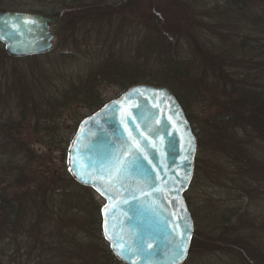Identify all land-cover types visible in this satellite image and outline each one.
I'll use <instances>...</instances> for the list:
<instances>
[{"label": "rangeland", "instance_id": "1", "mask_svg": "<svg viewBox=\"0 0 264 264\" xmlns=\"http://www.w3.org/2000/svg\"><path fill=\"white\" fill-rule=\"evenodd\" d=\"M225 1L0 0V10L57 14L58 19L54 47L43 56L13 57L0 41V179L4 180L0 188L6 192L0 196V264H50L67 257L71 245L88 244L100 253L108 250L93 218L89 221V215L95 216L97 206L104 204L103 197L92 188L83 192L63 174L67 141L93 111L81 102L87 90L97 88L99 96L109 101L124 92L126 81L172 78L194 111L196 126L205 127L222 95L213 76L211 51L226 60L235 57L232 64L223 58L222 69L247 71L256 83V56L264 58V30L256 29L253 18L239 9L244 0L240 6L233 1L238 9L224 5ZM256 1L264 2L246 0L248 14H256ZM238 39L247 42L243 54L236 48ZM163 42L168 49L156 52L157 46H165ZM171 46L181 53L179 58L170 56ZM177 67L188 72L170 74ZM261 72L257 77L264 86V68ZM196 79L203 84L193 93L189 82ZM53 126L60 128L55 134ZM211 127L204 130L205 138L209 136L198 148L201 174H195L187 193L195 228L214 237L228 236L237 245L242 241L243 247L189 256L184 264L256 263V244L264 250V200L256 187L258 133L244 134L246 140L229 148L228 138L211 134ZM18 175L29 194L6 187ZM14 205L18 212L13 218ZM12 218L15 227L8 226L14 223ZM15 228L29 233L30 240L24 242L21 235L18 243L5 238L15 235ZM22 241L25 244L18 250ZM92 254L88 255L92 258Z\"/></svg>", "mask_w": 264, "mask_h": 264}, {"label": "water", "instance_id": "2", "mask_svg": "<svg viewBox=\"0 0 264 264\" xmlns=\"http://www.w3.org/2000/svg\"><path fill=\"white\" fill-rule=\"evenodd\" d=\"M56 23L53 15L0 10V41L11 56L44 54L54 47ZM197 154L193 126L165 85L138 82L81 122L70 171L105 200L103 232L123 264L188 259L195 223L186 194Z\"/></svg>", "mask_w": 264, "mask_h": 264}, {"label": "trees", "instance_id": "3", "mask_svg": "<svg viewBox=\"0 0 264 264\" xmlns=\"http://www.w3.org/2000/svg\"><path fill=\"white\" fill-rule=\"evenodd\" d=\"M233 1L234 0H226L223 4L226 6H230V7L238 9V4L234 3ZM238 2H239V6H240V0H238ZM245 3H246V0H244V2L242 4L243 7L241 6V7H239V9L243 8V13H245L247 15L246 16L247 18H253V21L256 22V29L264 30V2L261 4V3L256 1V14H248L246 9L244 8ZM244 10H245V12H244ZM163 43H165V42H163ZM236 44H238V46L236 48L242 52L239 54H243V52L246 51L245 50L246 47L248 46L247 42L245 40L240 41V39H238ZM148 45L150 46V43H148ZM158 47L159 46H157L155 48L156 52H158V51L161 52V51L168 49L167 43H165L164 47L161 46L162 48L158 49ZM259 47H260V45H259ZM3 50L5 53H7L5 46L3 47ZM171 50L172 51H171L170 56L172 58H176V57L179 58L178 53L179 54H181V53L178 52V50L172 49V46H171ZM149 54L151 57V56H153L154 52H151ZM41 55L43 56V54H41ZM219 55H221V54H218L214 50L211 51L210 62L213 65V68H212V70L214 71L213 76L215 77V79L217 81L216 87L220 88V91H222V95H221L220 99H218V98L216 99V101L218 100L217 104H216L217 110L214 111L213 114H211L209 116L211 124L208 121V125L212 126L210 129V132H211V134H215V135H216V133L219 132L221 135L226 136L228 138V139H226L227 141H225V140H223V141L227 142L226 144L228 145L229 148L233 143H239V142H241V140H246L244 137V134L249 135V134L254 133L255 134L254 136H256L258 133L257 138L259 139V141L256 143V187H257V190L261 188V193L264 196V95L262 96V94H264V86H263V83L260 82V80H258V77H257V75L262 73L261 71L264 68V58H260V56H256V83H255V80L254 81L251 80V78L249 76V72H247V71H246V73H238L237 71L234 72L233 70L231 71L229 69H222V67L225 66L223 64V61L226 60V58L224 55H221V56H219ZM36 56H39V55H36ZM36 56L33 55V56H27V57L32 58V57H36ZM223 58H225V59L223 60ZM242 58L246 59V56H243ZM235 59H236L235 57H230V58L227 57L226 61H231L230 64H232V63L236 62ZM167 70L168 71L171 70L170 64L167 66ZM187 72H188L187 69L177 67L176 70L172 71L170 74L180 75L183 73L185 74ZM139 81H141V80H132L130 82H127V81L124 82L123 83L124 91L127 90L128 88H130L132 85L138 83ZM190 81L191 82H189V83H190L191 92L194 93V91H196V93H197L198 91H200L201 84H203V81L200 79H199V81H198V79L190 80ZM142 82H149V83H153V84H157V85H165V86H168L174 92V94L176 95V97L180 101L181 105L183 106V108L186 112V115H187L188 119L190 120L194 130L197 129V131H198L197 132L195 130L196 135H197V139H198L199 149L201 147H203L205 139L209 136V135H207V137L205 138V136L203 134L204 130H207L208 125H205V127H204L203 124H198L196 126L197 120H196V117L194 115V111L191 110V106H190L189 102H187L185 97L182 95L181 91L176 87L177 84L176 85L174 84V83H176L175 80H173L172 78H167V79L159 78L156 80L155 79L145 80V81L143 80ZM182 84L183 83H181L179 85H182ZM97 90H98L97 88H93L92 90H90V89L87 90L84 93V96L82 97V100H81V102H85L89 106V108H91L93 111L99 109L100 107H102L107 102L99 96V94L97 93ZM212 106L213 105H210V107L208 109H210ZM218 106L220 107V109ZM207 120H208V117H207ZM79 125H80V123H79ZM79 125H78V127H79ZM51 128H52L51 131L53 132V134H55L56 131L58 129H60V128H58V126H53ZM39 130H42V128H39ZM199 130H200V132H199ZM241 131H243V132H241ZM75 134H76V132H75ZM75 134H74V136H75ZM73 138L69 139V141H67L68 145H67V147H65V149L62 152L63 174L64 173L68 174L67 176H68V179H70L69 181H73V182L78 183L80 185V187L82 188V191L84 192L85 190L90 189V187L85 186V185L81 184L80 182H78L75 179V177L72 175L70 168H69V162H68L69 161L68 160L69 159V148H70V144H71ZM223 156H224V154H223ZM200 168H201V162H199V159H197L196 177L199 176L198 173L201 171ZM23 172H24L23 173V176H24L27 172L26 171H23ZM200 174H201V172H200ZM23 176L18 175L17 177H15L13 182H8L6 187L11 188L13 190L15 188H16V190L20 189V191H18V193L20 195H23L25 193L29 194V190L24 189L25 185H24L23 181H20ZM3 182H4V180L0 179V184H2ZM5 193L6 192L2 191V189L0 188V196H2ZM262 195L260 194V197L262 198V200H264ZM186 198H187L188 204L190 206V200H189V197H187V195H186ZM2 205L3 204H0V209H2V207H3ZM89 205L92 207V210H93L95 204L93 205V203L91 202ZM12 207H13V213L11 215H13V218H14V215L18 212V210L16 211L15 205ZM101 208H102L101 205L97 206V209H98L97 212H96V210L94 211L96 215L94 216V214L91 213L89 215V221H91L93 218L94 225H95L94 228L97 231L98 230L101 231V233L103 234V241L107 242L105 235H104V232H103ZM192 215L194 218L195 217L194 212H192ZM13 221H14V223L13 222L8 223L9 227H15L16 226V223H15L16 220L13 219ZM24 222H26V221L22 220L20 223L23 224ZM35 222L39 223L38 221H35ZM0 223H3L2 219H0ZM37 223H34V224L36 225ZM23 225H26V224H23ZM11 229H9V230H11ZM17 229L15 228L12 230V232H14L15 235L13 234V236H6L5 238L10 237L11 241H15L18 243L19 242V235H21V237L22 236L24 237L23 241L28 242L30 240L29 233L26 234L24 232L18 231ZM1 233H3L5 235V232H1ZM223 236H227V235L223 234ZM0 238H2V237L0 236ZM221 238H226L225 242H222ZM221 238L220 237H214L211 234L201 232L195 228V233H194V237L192 240V245H191V250H190L189 256L192 257V256L197 255V254H204L207 252H211L212 250H223L222 247H226L227 249H230V251H233L234 247L236 249L238 248L239 250H240V248L243 247L242 241H240L239 245H237L238 242L232 241L228 236L227 237H221ZM58 239L63 242L64 246H66V244L64 243V239H62V238H58ZM23 241L20 244H18L19 245L18 250H20L21 246L25 244ZM259 244H256V263H251V264H264V255H263L264 250L260 249L258 247ZM27 245L31 246V244H28V243H27ZM86 245H88V244H86ZM86 245H82L83 247L82 246L81 247L75 246V245H73L74 247H72V245H71V247H69V251H68L69 255L67 257L64 256L60 261H57V262H56V260L53 262L50 261V264H123L119 260V258L115 255V253L113 252L109 243L107 244L108 250L104 253L97 252L93 249L92 246H86ZM1 246L2 245H0V247ZM15 253H18V252H16V250H15ZM49 253L50 252H48V254ZM233 253H235V252H233ZM45 254H46V252H45ZM88 254H90V255L92 254V258ZM59 255L60 254H58L56 257H59ZM190 257H188V258H190ZM54 258L55 257H51L52 260H54ZM190 261L191 260H189V262ZM39 264H41V263H39Z\"/></svg>", "mask_w": 264, "mask_h": 264}, {"label": "flooded vegetation", "instance_id": "4", "mask_svg": "<svg viewBox=\"0 0 264 264\" xmlns=\"http://www.w3.org/2000/svg\"><path fill=\"white\" fill-rule=\"evenodd\" d=\"M55 25H56V24H55ZM55 25H54V26H55ZM54 26H52V30H53V27H54ZM196 166H197V165H196ZM194 178H195V176H194ZM193 183H194V179H193L192 185H193Z\"/></svg>", "mask_w": 264, "mask_h": 264}, {"label": "snow or ice", "instance_id": "5", "mask_svg": "<svg viewBox=\"0 0 264 264\" xmlns=\"http://www.w3.org/2000/svg\"><path fill=\"white\" fill-rule=\"evenodd\" d=\"M178 247H180V246H178ZM182 254V253H181Z\"/></svg>", "mask_w": 264, "mask_h": 264}]
</instances>
